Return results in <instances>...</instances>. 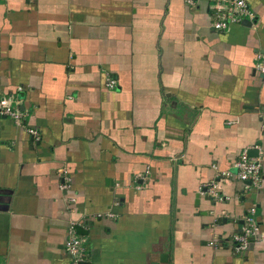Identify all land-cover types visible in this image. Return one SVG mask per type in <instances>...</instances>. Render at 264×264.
I'll use <instances>...</instances> for the list:
<instances>
[{
	"label": "crops",
	"instance_id": "1",
	"mask_svg": "<svg viewBox=\"0 0 264 264\" xmlns=\"http://www.w3.org/2000/svg\"><path fill=\"white\" fill-rule=\"evenodd\" d=\"M244 1L219 31L212 0H0V96L24 113L0 116V264H72L71 235L77 264H264L230 243L251 205L264 231V0ZM243 149L257 186L218 176Z\"/></svg>",
	"mask_w": 264,
	"mask_h": 264
},
{
	"label": "built area",
	"instance_id": "2",
	"mask_svg": "<svg viewBox=\"0 0 264 264\" xmlns=\"http://www.w3.org/2000/svg\"><path fill=\"white\" fill-rule=\"evenodd\" d=\"M211 6L213 11L211 27L214 30L224 31L231 25L239 23L242 18H253V12L244 0H212ZM255 61V69L264 73V54L256 53ZM115 83V79L107 74L104 85L107 88L113 89L116 85ZM23 114L24 113L18 108V101L16 98L11 95L0 96V116L9 117L15 123L21 124ZM26 131L33 138H37L38 134L36 130L26 128ZM261 164L257 156L249 155L247 149H243L232 161V170L224 169L217 173L222 179L235 178L239 181L247 182V186H257L261 179ZM211 167L216 169L215 164H212ZM61 172L62 176H64L65 170L62 169ZM67 186V183H60L59 185L61 189ZM215 188V182H211L204 186V188H202L203 190L200 192H209L211 196H216ZM108 215L111 216V214ZM255 241H264V231L261 230L255 218V206L251 205L243 214L239 229L232 234L230 243L233 250L241 251L246 249L250 242ZM83 242L84 238L79 235H71L64 242L65 251L70 256L72 264H77L85 259Z\"/></svg>",
	"mask_w": 264,
	"mask_h": 264
},
{
	"label": "water",
	"instance_id": "3",
	"mask_svg": "<svg viewBox=\"0 0 264 264\" xmlns=\"http://www.w3.org/2000/svg\"><path fill=\"white\" fill-rule=\"evenodd\" d=\"M246 21H247V20H246ZM247 153H248L249 155H255L256 151H255L254 149H247ZM164 255H165V254H161V255H159V261H164V259H162V256L164 257ZM151 264H158V262H157V261H154V262H152Z\"/></svg>",
	"mask_w": 264,
	"mask_h": 264
}]
</instances>
